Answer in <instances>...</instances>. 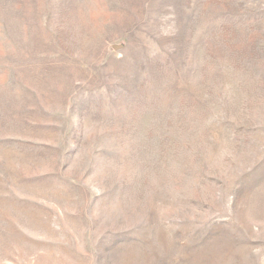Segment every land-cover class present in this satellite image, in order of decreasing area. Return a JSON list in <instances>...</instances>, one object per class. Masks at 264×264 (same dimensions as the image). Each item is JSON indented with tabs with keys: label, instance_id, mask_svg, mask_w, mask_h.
I'll use <instances>...</instances> for the list:
<instances>
[{
	"label": "rangeland",
	"instance_id": "374dc122",
	"mask_svg": "<svg viewBox=\"0 0 264 264\" xmlns=\"http://www.w3.org/2000/svg\"><path fill=\"white\" fill-rule=\"evenodd\" d=\"M0 264H264V0H0Z\"/></svg>",
	"mask_w": 264,
	"mask_h": 264
}]
</instances>
